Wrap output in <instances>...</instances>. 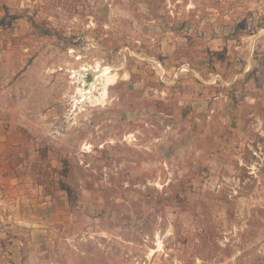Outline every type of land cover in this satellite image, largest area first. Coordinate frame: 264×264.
<instances>
[{
    "label": "rangeland",
    "instance_id": "obj_1",
    "mask_svg": "<svg viewBox=\"0 0 264 264\" xmlns=\"http://www.w3.org/2000/svg\"><path fill=\"white\" fill-rule=\"evenodd\" d=\"M0 136V264H264V0H0Z\"/></svg>",
    "mask_w": 264,
    "mask_h": 264
},
{
    "label": "crops",
    "instance_id": "obj_2",
    "mask_svg": "<svg viewBox=\"0 0 264 264\" xmlns=\"http://www.w3.org/2000/svg\"><path fill=\"white\" fill-rule=\"evenodd\" d=\"M4 137V136H3ZM2 136H0V189L4 190L6 192V189L14 188V190H18V193H15V197L18 195H22V197L27 198L29 195L28 193L19 191L20 184L22 183V180H25L23 178H20L19 175L16 174V172L20 169V166L15 161H12V163L5 162L4 159L7 157L6 153H8L10 150L14 149V152H19L20 148L11 147L9 145V142H5L6 140L3 139ZM7 151V152H5ZM16 159V157H15ZM19 172V171H18ZM2 192L0 191V203L5 202V198H3ZM21 197L19 196V199ZM11 210L9 208H4V214L8 217L10 215ZM11 228L13 226H6L5 228ZM18 226H14V228H17ZM1 228V227H0ZM3 229V228H1Z\"/></svg>",
    "mask_w": 264,
    "mask_h": 264
},
{
    "label": "bare ground",
    "instance_id": "obj_3",
    "mask_svg": "<svg viewBox=\"0 0 264 264\" xmlns=\"http://www.w3.org/2000/svg\"><path fill=\"white\" fill-rule=\"evenodd\" d=\"M84 73L88 74V73H91L92 77L96 76L95 77V82H99L100 80V83L102 84V88L104 90V95L105 93L107 92L106 89H107V86L112 84L111 82L113 81L112 80V76H109V73H107L108 71H105V69H101L99 68L97 71L94 72V74L92 72H89L88 70H83ZM99 74V75H98ZM94 75V76H93ZM86 84V83H85ZM94 88L96 87V85L94 84L93 86ZM84 91V93L82 94L83 97L86 96V95H90V92H86ZM82 93V92H81ZM103 96V95H102ZM82 97V98H83ZM99 101V100H98ZM160 246H161V242H160ZM153 253V252H152ZM152 255V254H151Z\"/></svg>",
    "mask_w": 264,
    "mask_h": 264
},
{
    "label": "trees",
    "instance_id": "obj_4",
    "mask_svg": "<svg viewBox=\"0 0 264 264\" xmlns=\"http://www.w3.org/2000/svg\"><path fill=\"white\" fill-rule=\"evenodd\" d=\"M62 177H66V171L61 174ZM62 190L66 191L67 193H71L72 189L70 186H68L65 182L62 183Z\"/></svg>",
    "mask_w": 264,
    "mask_h": 264
},
{
    "label": "water",
    "instance_id": "obj_5",
    "mask_svg": "<svg viewBox=\"0 0 264 264\" xmlns=\"http://www.w3.org/2000/svg\"><path fill=\"white\" fill-rule=\"evenodd\" d=\"M87 75H88V76H90V77L92 78V75H91V73H88Z\"/></svg>",
    "mask_w": 264,
    "mask_h": 264
}]
</instances>
